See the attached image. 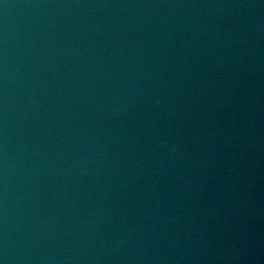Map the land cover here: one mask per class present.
Masks as SVG:
<instances>
[{"label":"water","instance_id":"1","mask_svg":"<svg viewBox=\"0 0 264 264\" xmlns=\"http://www.w3.org/2000/svg\"><path fill=\"white\" fill-rule=\"evenodd\" d=\"M0 264H264V0H0Z\"/></svg>","mask_w":264,"mask_h":264}]
</instances>
